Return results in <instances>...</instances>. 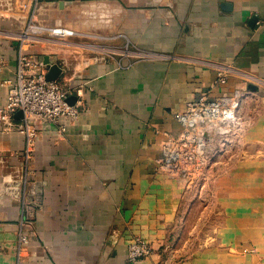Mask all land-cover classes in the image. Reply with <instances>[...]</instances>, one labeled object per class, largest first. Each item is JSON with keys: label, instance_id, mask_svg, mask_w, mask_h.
Wrapping results in <instances>:
<instances>
[{"label": "crops", "instance_id": "obj_1", "mask_svg": "<svg viewBox=\"0 0 264 264\" xmlns=\"http://www.w3.org/2000/svg\"><path fill=\"white\" fill-rule=\"evenodd\" d=\"M71 2L92 7L94 25L129 48L30 55L61 66L79 114L36 123L29 153L18 122L0 119V264H264V114L248 123L239 112L233 143L223 136L212 154L216 216H167L176 202L158 167L165 143H182L192 103L238 97L248 75L260 79L253 93L264 91V0H44ZM23 51L25 42L0 38V107ZM174 218L181 225L167 229ZM135 238L153 250L132 263Z\"/></svg>", "mask_w": 264, "mask_h": 264}, {"label": "rangeland", "instance_id": "obj_2", "mask_svg": "<svg viewBox=\"0 0 264 264\" xmlns=\"http://www.w3.org/2000/svg\"><path fill=\"white\" fill-rule=\"evenodd\" d=\"M92 11V7L89 9L88 6L79 5L78 2L55 3L52 6H47L44 4V0H0V19L6 23L9 22L6 26H0V38L4 40L12 37L25 42V47L29 50L28 53L23 51L22 55L25 57L53 54L57 58L70 56L71 59H76L78 52L79 54L83 53L87 58L103 56L109 50L118 53L125 52L129 48L126 45V37L117 31L112 32L96 27ZM55 29H67L73 33L58 35L54 33ZM245 82V92H241L238 97L231 96V98L235 97V100L240 101L239 112L242 118L248 123H252L254 118H259L261 114H264L263 106L255 99L256 96L264 97V91L261 94L253 93L249 85H258L255 82ZM261 88L264 90V86ZM220 97L222 96L212 97L211 102L206 104L212 105L213 102H218ZM201 116L203 119L200 120H204L208 125L205 122L194 125L189 123L186 128L188 131L185 132L186 139L182 143L166 142L164 155L158 160V167L165 174L166 199L176 202V205L166 208L167 216H187L189 214L197 215V217L207 214L216 216L220 210V206L217 207L210 203L216 194L211 190L212 182L209 180L211 176L207 172H210L209 169L215 163L219 165L221 162L218 158H212V154L215 155L222 150L223 136L226 139L224 142L230 141L231 144L236 136L234 133L222 135L221 128H217V126L215 128L208 122L209 119L206 115L201 114ZM247 132L248 130H245L246 135H248ZM202 133H210L213 141L210 146L198 151V148L195 149L191 143V138L195 134ZM176 145L178 148H174ZM179 148L182 150L178 152L181 156L175 157L173 154ZM172 184L177 187V190ZM22 213L25 216L24 224H29L32 209L25 199H23ZM175 220L174 218L173 221H169L170 227L167 229H175L181 225ZM192 221L187 222L183 229L187 235L190 227L194 225ZM197 226V230L202 231L206 227L204 223ZM21 237L24 238L23 241L27 239L25 235H21Z\"/></svg>", "mask_w": 264, "mask_h": 264}, {"label": "built area", "instance_id": "obj_3", "mask_svg": "<svg viewBox=\"0 0 264 264\" xmlns=\"http://www.w3.org/2000/svg\"><path fill=\"white\" fill-rule=\"evenodd\" d=\"M47 72L48 67L42 58H30L21 54L19 58L17 79L10 87L5 103L0 107V119L7 123V126H12L14 123L18 122L19 130L27 137L26 143L28 153L30 151V147L35 142L36 123L48 122L56 124L62 118L75 119L79 114V108L76 103H70L69 101L72 93L69 92V90L66 89L58 79L51 81L47 80ZM246 79L253 83L260 80L249 75L246 76ZM232 98L231 96H222L218 99V102H213L212 105L206 104L209 101L211 102L212 99H204L199 102L192 103L186 113L182 115V118L184 120V116L187 114L198 115L203 111V109L207 108L214 113L215 108L219 106H222L223 112H228L231 109L230 101L235 100L234 97ZM237 101L240 108V101L238 99ZM239 108L238 111L240 110ZM19 111L23 112V118L16 119L15 114ZM200 119L201 118H195V120L190 122V124L194 125L195 123L201 124L205 122ZM187 125H189V123H187ZM206 125L208 124L206 123ZM217 128H221L222 135L226 133L233 134L236 131H239L238 126H235V122L227 119L218 123ZM184 139H186V134H184L183 140ZM212 141L213 139L210 133H202L200 135L195 134L191 138V143L195 146V149L198 148V151L199 149L210 146ZM178 152V150L175 151V154L173 155L175 157L181 156ZM193 156H195V154H193ZM23 239L24 238L21 237L22 241ZM152 250V246L146 241L135 238L129 244L128 258L132 263H136L141 258L149 256L152 253Z\"/></svg>", "mask_w": 264, "mask_h": 264}, {"label": "bare ground", "instance_id": "obj_4", "mask_svg": "<svg viewBox=\"0 0 264 264\" xmlns=\"http://www.w3.org/2000/svg\"><path fill=\"white\" fill-rule=\"evenodd\" d=\"M54 33L60 35V34L72 33V31L67 29H55ZM231 101H232L231 109L228 112H223L222 106H219L215 108L214 113L207 108V109H203V111L200 114L206 115V117L209 119L208 122H212L211 124H213L215 127L218 126V123L222 122L224 119L236 122L240 118V114L238 111L239 103L237 100H231ZM200 114L198 115L187 114L186 116H184V120L185 122L190 123L193 122L195 118L203 119V117Z\"/></svg>", "mask_w": 264, "mask_h": 264}, {"label": "water", "instance_id": "obj_5", "mask_svg": "<svg viewBox=\"0 0 264 264\" xmlns=\"http://www.w3.org/2000/svg\"><path fill=\"white\" fill-rule=\"evenodd\" d=\"M43 61L48 67V72L46 75L47 80H50V81L57 80L62 73L61 66L58 63L54 62L49 55L44 56ZM249 88L252 90H258V87L253 86V85H249ZM75 99L76 98L74 96L70 97L69 98L70 103H73ZM15 118L16 119L23 118V112L22 111L17 112L15 114Z\"/></svg>", "mask_w": 264, "mask_h": 264}]
</instances>
